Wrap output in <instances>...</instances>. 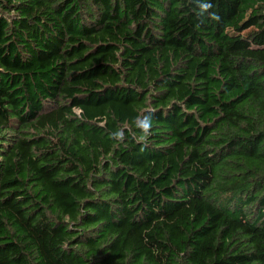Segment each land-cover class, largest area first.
<instances>
[{"label":"trees","instance_id":"trees-1","mask_svg":"<svg viewBox=\"0 0 264 264\" xmlns=\"http://www.w3.org/2000/svg\"><path fill=\"white\" fill-rule=\"evenodd\" d=\"M0 264H264V0H0Z\"/></svg>","mask_w":264,"mask_h":264},{"label":"clouds","instance_id":"clouds-1","mask_svg":"<svg viewBox=\"0 0 264 264\" xmlns=\"http://www.w3.org/2000/svg\"><path fill=\"white\" fill-rule=\"evenodd\" d=\"M199 7L201 9V12H204V11H207L211 7V4L203 3V4H200ZM136 123H137V127H139V129L145 136H147L150 133V129L152 127V121L150 117L145 116L142 119L138 118ZM114 135L122 137V133H117Z\"/></svg>","mask_w":264,"mask_h":264},{"label":"rangeland","instance_id":"rangeland-1","mask_svg":"<svg viewBox=\"0 0 264 264\" xmlns=\"http://www.w3.org/2000/svg\"><path fill=\"white\" fill-rule=\"evenodd\" d=\"M244 21H242V23H243ZM250 30H247L245 33H248Z\"/></svg>","mask_w":264,"mask_h":264}]
</instances>
